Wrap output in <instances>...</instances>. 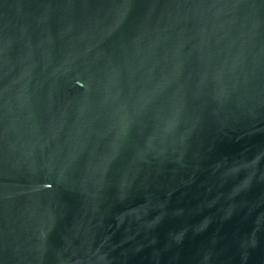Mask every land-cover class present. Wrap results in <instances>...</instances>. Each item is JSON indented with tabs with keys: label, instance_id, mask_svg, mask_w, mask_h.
<instances>
[{
	"label": "water",
	"instance_id": "water-1",
	"mask_svg": "<svg viewBox=\"0 0 264 264\" xmlns=\"http://www.w3.org/2000/svg\"><path fill=\"white\" fill-rule=\"evenodd\" d=\"M0 264H264V0H0Z\"/></svg>",
	"mask_w": 264,
	"mask_h": 264
}]
</instances>
